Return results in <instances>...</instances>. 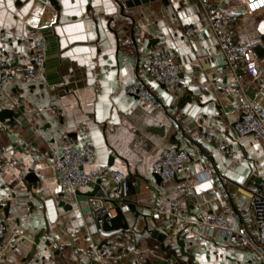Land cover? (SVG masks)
<instances>
[{"label": "crops", "instance_id": "obj_1", "mask_svg": "<svg viewBox=\"0 0 264 264\" xmlns=\"http://www.w3.org/2000/svg\"><path fill=\"white\" fill-rule=\"evenodd\" d=\"M135 1L0 0V60L8 64L14 82L0 92V112L14 113L5 126L0 122V222L7 228L0 264H93L89 250L107 239L127 256L104 264H194L190 256L195 264L255 258L264 264V243L256 234L250 205L251 195L264 185V146L246 136L232 144L234 154L227 157L202 140L212 134L233 142L236 124L243 119L213 36L207 31L186 36L189 27L205 26L206 12L197 0ZM208 1L224 11L225 31L239 56V75L264 109V97L257 95L258 85L245 63L249 53L264 60V11L250 16L243 0ZM46 29L56 38L55 75L62 83L49 88L42 73L24 86L34 64L31 44L45 40ZM160 50L170 52L181 66L183 95H173L150 79L149 65ZM138 83L152 92L155 102L126 94L128 86ZM185 96L190 99L181 103ZM150 116L171 120L173 128L161 134ZM86 141L96 160L85 172L102 182L97 196L117 200L114 175L121 172L128 179L129 197L118 201L128 231L105 232L89 210L93 198L78 202L57 181L50 150L80 148ZM169 147L187 151L194 165L187 178L160 186L151 168ZM193 182L198 184L191 188ZM174 201L185 211L172 229L169 209ZM225 208L230 209L229 233L200 229V212ZM156 230H173V235L162 245L153 238ZM243 233L250 247L241 246Z\"/></svg>", "mask_w": 264, "mask_h": 264}, {"label": "built area", "instance_id": "obj_2", "mask_svg": "<svg viewBox=\"0 0 264 264\" xmlns=\"http://www.w3.org/2000/svg\"><path fill=\"white\" fill-rule=\"evenodd\" d=\"M206 12V23L204 27H189L186 30V36L193 38L200 33L209 32L219 48L220 54L224 59L228 73L231 76L230 86L237 99V107L243 114V119L236 124L237 139L233 142H227L221 137L207 134L202 136V140L214 145L224 156L230 157L234 154L232 144H236L239 139L246 136H254L264 146V109L249 94L250 84L239 75V56L233 42V37L225 31L224 20L225 13L218 7L213 6L208 0H197ZM246 14L253 16L264 11V0H243ZM47 42L44 39L32 42L30 50L34 55V64L28 70L23 79L22 85L28 86L35 83L40 74L44 73L46 59ZM246 72L251 81L258 85L257 95L264 97V60L256 58L249 53L245 60ZM150 79L164 87L173 95H183L185 92L181 79V66L174 60L173 55L160 50L154 55L149 68ZM13 77L8 64L0 60V92H5L13 85ZM126 94L129 97L145 103L155 102L152 92L144 84H133L126 88ZM159 127H164L167 131L173 128L171 120L162 121L161 119L150 116ZM52 168L56 174L60 187L71 197H76L77 191L91 188L97 181L93 173L85 172V168L92 166L96 160L95 151L91 142H84L80 148L66 147L62 150L52 148L50 150ZM194 165L193 157L185 150L175 147L166 148L162 157L151 168L152 177L157 175L161 178L160 186H165L178 178H187L192 172ZM116 183L117 202H124L130 194V184L127 177L117 172L114 175ZM198 183H191L194 188ZM107 196H97L91 201L92 217L99 225L110 223L115 215V205ZM250 205L254 216V226L258 238L264 243V185L256 194H252ZM169 226L176 227L179 219L184 214V207L180 201H174L170 204ZM229 208L223 212H200L197 215V223L201 230L210 234L216 232L229 233V226L226 220ZM160 217V214L156 216ZM7 234L6 225L0 222V246L5 242ZM241 246L250 247L252 242L247 234H241ZM91 261L104 264L111 260H123L127 253L115 250L112 240L107 239L104 242L94 245L88 252ZM234 264H261L260 258L246 261L235 262Z\"/></svg>", "mask_w": 264, "mask_h": 264}, {"label": "water", "instance_id": "obj_3", "mask_svg": "<svg viewBox=\"0 0 264 264\" xmlns=\"http://www.w3.org/2000/svg\"><path fill=\"white\" fill-rule=\"evenodd\" d=\"M141 2H147V0H136L135 3L139 4ZM42 36L43 38H45V40L48 43L47 46V52H46V59H45V78H46V83L48 85L49 88L55 87L58 84L62 83V80L59 78V76H56V72H57V67H58V56H57V52H58V46H56V38L54 37L51 29H46L42 31ZM190 98L185 96L184 98H182L181 103H184L186 100H189ZM14 117V113L10 110H3L0 112V122L1 124H3L5 126V122L8 119H11ZM242 121V120H241ZM160 132L161 134H165L166 129L164 127L160 128ZM176 137V134H174L172 136V140L173 138ZM177 149H180L179 147ZM154 178L157 182V184H161V178L157 175H154ZM256 182H259V180H256ZM140 185V181H138V186ZM101 186H102V182L101 180H98L94 189L90 192L87 193H82V191H77L76 193V200L78 202H83L86 201L89 198H95L97 197V195L101 192ZM114 205H115V215L113 217V219L111 220L110 223H104L102 225V228L105 232H117V231H128L130 229V226L127 222L126 216L124 211L122 210L121 206L118 204V202L116 200L111 199L110 200ZM71 207V206H70ZM130 209L134 212H136L135 208L133 206L130 207ZM89 210L91 211V209L89 208ZM136 216L138 217L139 214L136 212ZM44 231L41 232L35 239V245L33 246V253L32 255L36 254L37 251V247L40 243V240L42 238V236L44 235ZM167 233V234H166ZM166 233H161L158 230L154 231L153 233V238H155L156 240H158L160 243H162V245L164 244L165 240L167 239L168 236H172L173 235V230H170L169 232ZM46 245L50 246L51 243L50 241H46ZM178 245L183 247V244L180 242H178ZM192 262L195 264V258L191 257ZM93 264H101L98 262H94Z\"/></svg>", "mask_w": 264, "mask_h": 264}, {"label": "trees", "instance_id": "obj_4", "mask_svg": "<svg viewBox=\"0 0 264 264\" xmlns=\"http://www.w3.org/2000/svg\"><path fill=\"white\" fill-rule=\"evenodd\" d=\"M170 254H171L170 256H172V257H173V255H175V253H174V252H170Z\"/></svg>", "mask_w": 264, "mask_h": 264}]
</instances>
